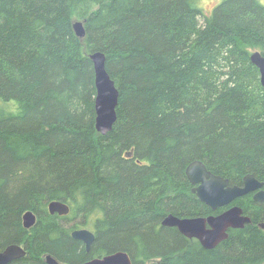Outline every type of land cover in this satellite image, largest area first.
Returning a JSON list of instances; mask_svg holds the SVG:
<instances>
[{"label":"trees","instance_id":"16d2710c","mask_svg":"<svg viewBox=\"0 0 264 264\" xmlns=\"http://www.w3.org/2000/svg\"><path fill=\"white\" fill-rule=\"evenodd\" d=\"M200 1L0 0V250L23 243V264L116 251L133 264L264 262V202L250 195L236 204L251 223L212 250L161 226L206 210L185 176L193 161L234 185L264 183V88L249 62L264 51V5L221 0L207 15ZM94 52L118 90L104 136ZM51 200L69 216L48 215ZM77 228L95 234L87 253L70 238Z\"/></svg>","mask_w":264,"mask_h":264},{"label":"water","instance_id":"95a60500","mask_svg":"<svg viewBox=\"0 0 264 264\" xmlns=\"http://www.w3.org/2000/svg\"><path fill=\"white\" fill-rule=\"evenodd\" d=\"M75 35L83 39L85 31L82 22L73 24ZM95 75L96 96L94 100L95 109V129L101 135L111 131L116 121V108L118 105V90L113 80L108 75L105 62L106 58L102 52H94L89 55ZM251 63L258 69L260 74V84L264 88V51H254L250 56ZM188 181L193 185H198L194 192L200 202L211 207L212 210L230 204L233 200L254 192L262 187L263 183L255 180L251 175L243 179L241 187H228L226 180L212 175L207 171L201 161L191 162L185 170ZM264 200V193L258 192L253 200ZM51 213H67L68 208L60 202L49 204ZM24 226L30 227L34 222L31 212L24 216ZM251 223L249 216L243 215L241 208L232 207L217 217L178 219L174 216H167L162 221V226L174 227L178 232L187 238L196 239L200 246L206 250H212L220 243L228 239V230L242 229L246 224ZM206 225L210 229H206ZM261 227L264 229V225ZM74 240H81L86 245V250L94 240V236L89 231L81 230L72 233ZM25 256V251L19 245H9L0 252V264H8L13 260H18ZM47 264H58L50 256L46 257ZM83 264H132L129 256L125 252H116L103 258L93 259Z\"/></svg>","mask_w":264,"mask_h":264},{"label":"flooded vegetation","instance_id":"af4514ba","mask_svg":"<svg viewBox=\"0 0 264 264\" xmlns=\"http://www.w3.org/2000/svg\"><path fill=\"white\" fill-rule=\"evenodd\" d=\"M82 24H83V23H82ZM258 72H259V71H258ZM259 78H260V74H259ZM113 125H114V124H113ZM112 127H113V126H112ZM108 133H109V132H108ZM99 134H100V133H99ZM100 135H101V134H100ZM105 135H106V134H105ZM102 136H104V135H102ZM197 161H199V160H197ZM193 162H194V161H193ZM202 163H203V162H202ZM189 164H190V163H189ZM189 164H188V165H189ZM203 164H204V163H203ZM188 165H187V166H188ZM187 166H186V167H187ZM204 166H205V164H204ZM205 168L207 169L206 166H205ZM185 170H186V168H185ZM207 171L210 172L208 169H207ZM210 173H211V172H210ZM211 174L214 175V176H217V177H219V178H221V179H223V180H226L227 183H228V187H235V186H237V187H241V186L243 185V179H244L247 175H251V174H247V175H245V176L242 178L241 182H240L238 185H234V184H231V183L229 182V180H228L227 178L223 177V176L215 175V174H213V173H211ZM185 176H186V175H185ZM251 176H252L255 180H257V181H259V182H262V181H260L259 179H257L256 177H254L253 175H251ZM186 179H187V178H186ZM187 181H188V179H187ZM188 182H189V181H188ZM262 183H263V182H262ZM189 184L191 185L190 193L193 194V195L196 197V199L198 200V202H200L199 199L197 198L195 192H194L195 188H197L198 185H193V184H191L190 182H189ZM263 185H264V183H263ZM263 185H262V187L259 188L258 190H256V191H254V192H251V193L247 194V195H250V196H251L252 201L259 202V203H263V202H264V200H259L260 197H259L258 199H256V200H253V197H254V195H255L256 193H258V192H263V193H264ZM247 195H245V196H247ZM245 196H242V197H245ZM242 197H239V198H242ZM239 198L233 200L230 204L225 205V206H222V207H219V208H216L215 210H212L211 207H209V206H207L206 204L200 202L202 205L206 206V210L203 212L204 214H197V215L194 216V217H188V216H180V217H179V216H176V215H173V214H167V215L163 218V220H164L167 216H174V217H176V218H178V219H194V218H205V219H208V218L211 217V216H212V217H217V216H219L220 214L224 213L225 211H227L228 209H230V208H232V207H235V206H236V207H239V205L236 204V202H237V200H238ZM52 202H60V203H62L64 206H66V207L68 208V212H67L66 214L63 213L62 215L59 214V213H57V212H55V213H51L50 210H49V204L52 203ZM239 208H240V207H239ZM46 210H47L48 215H50V216H58L59 218H63V219H65L66 217H68L69 214H70V207H69L66 203H63V202H61V201H59V200H51V201H48V202L46 203ZM241 210H242V209H241ZM27 212H31V215L34 217V222H33V224H32L30 227H28V228H26V227L24 226V218H23V216H24ZM242 212H243V215H245L243 210H242ZM245 216H247V215H245ZM249 218H250V217H249ZM163 220H162V221H163ZM162 221H161V223H162ZM21 222H22V227H23L26 231H30V230L34 227V225L36 224V222H37V216H36V214H35L33 211H30V210L25 211V212L22 214ZM246 225H247V224H246ZM261 225H262V224H260V225H258V226H259L260 229H263V228L261 227ZM263 225H264V224H263ZM161 226H162V224H161ZM162 227L176 229V228H174V227H166V226H162ZM206 229H210V227H209L208 225H206ZM81 230L89 231L90 233L93 234L94 239H95V234H94V232L91 231V230H89V229H86V228H77V229H73V230L71 231V233H70V238L73 239V238H72V233H73V232H75V231H81ZM230 230H235V229H230ZM230 230H228V236H229V232H230ZM263 230H264V229H263ZM176 231L178 232L177 229H176ZM178 234H179L180 236H182L186 241H189V240H195V241H197V240L194 239V238H187L186 236L180 234L179 232H178ZM73 240H74V239H73ZM75 241H79V242H81V244L83 245L84 250H85L86 253L89 252V250H90V248H91V245H92V243L94 242V240H93L92 243H91V245L89 246V250H86V245H85L81 240H75ZM197 242H198V241H197ZM198 244H199V242H198ZM220 244H221V243H220ZM220 244H219V245H220ZM9 245H19V246L25 251V256H24L23 258L18 259V260H13V261L9 262L8 264H23V262H21V261L27 257V251H26V249H25L24 244H23V243H19V244H9ZM9 245H7V246H9ZM199 245H200V244H199ZM219 245H217V246H219ZM7 246H6V247H7ZM6 247H4L2 250H0V252L3 251ZM116 252H124V251H116ZM116 252H113V253H110V254H106V255H102V256H98V257H95V258H91V259H89V260H87V261H85V262H83V263H86V262L91 261V260H93V259L103 258V257H105V256H107V255H111V254H114V253H116ZM125 253H126V252H125ZM126 254L129 256L130 261H131V263L133 264V259L130 257V255H129L128 253H126ZM47 256H50V257H51L53 260H55L58 264H62V263L58 262L55 258H53L51 255L46 254V253L43 254V257H42V259H43V263H44V264H47V263H46V257H47ZM83 263H81V264H83Z\"/></svg>","mask_w":264,"mask_h":264},{"label":"rangeland","instance_id":"374dc122","mask_svg":"<svg viewBox=\"0 0 264 264\" xmlns=\"http://www.w3.org/2000/svg\"><path fill=\"white\" fill-rule=\"evenodd\" d=\"M262 5H264V0H258ZM221 2V0H201L199 7L200 11H202L204 14H209L216 5H218ZM261 264H264L261 263Z\"/></svg>","mask_w":264,"mask_h":264},{"label":"bare ground","instance_id":"6f19581e","mask_svg":"<svg viewBox=\"0 0 264 264\" xmlns=\"http://www.w3.org/2000/svg\"><path fill=\"white\" fill-rule=\"evenodd\" d=\"M249 55H251V53H250ZM249 62L251 63V61H250V60H249ZM262 88H263V87H262ZM235 230H236V229H235ZM216 247H217V246H216ZM216 247H215V248H216Z\"/></svg>","mask_w":264,"mask_h":264}]
</instances>
